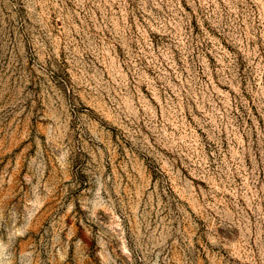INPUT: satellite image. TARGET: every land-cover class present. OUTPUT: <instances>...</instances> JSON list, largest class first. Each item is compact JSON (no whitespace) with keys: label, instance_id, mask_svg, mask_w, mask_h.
<instances>
[{"label":"rangeland","instance_id":"1","mask_svg":"<svg viewBox=\"0 0 264 264\" xmlns=\"http://www.w3.org/2000/svg\"><path fill=\"white\" fill-rule=\"evenodd\" d=\"M0 264H264V0H0Z\"/></svg>","mask_w":264,"mask_h":264}]
</instances>
